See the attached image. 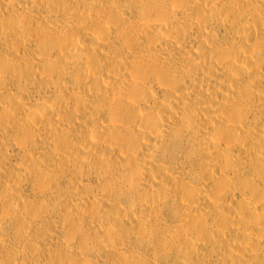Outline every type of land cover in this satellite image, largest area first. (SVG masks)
<instances>
[{"label": "bare ground", "instance_id": "1", "mask_svg": "<svg viewBox=\"0 0 264 264\" xmlns=\"http://www.w3.org/2000/svg\"><path fill=\"white\" fill-rule=\"evenodd\" d=\"M0 264H264V0H0Z\"/></svg>", "mask_w": 264, "mask_h": 264}]
</instances>
